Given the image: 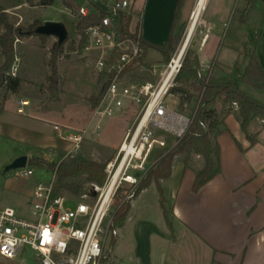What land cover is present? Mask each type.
<instances>
[{"label": "rangeland", "instance_id": "rangeland-1", "mask_svg": "<svg viewBox=\"0 0 264 264\" xmlns=\"http://www.w3.org/2000/svg\"><path fill=\"white\" fill-rule=\"evenodd\" d=\"M126 1L129 3L128 10L132 14L130 28L133 29L134 23L138 21V17L142 13L146 0ZM37 2L38 0H34V5ZM73 2L77 7L82 8L90 4H97L99 6L111 5L116 0H73ZM195 2L196 0H191L190 8L184 12L183 21L177 26L178 29H181V35L174 52L169 55L168 59H165L159 53L152 50L149 51L144 60L146 70L133 73L132 79L134 82H156L157 78L150 72L151 66L155 65L158 67L156 72H159V67L167 64L178 52L188 29L191 30V34L183 53L184 55L182 54L183 57L180 61V66L186 54L193 52L199 57L201 67L198 73L203 71L206 74L208 67L213 65V68H215L213 80H217L218 77L223 76L225 80L239 81L240 74L243 73L247 66L248 56L253 52L251 42L245 41L244 46L238 47L237 45L233 49L229 48L228 37L233 31L234 25V20L230 16L225 19L224 27L221 26L218 29H211L206 24L204 25L202 19L205 21L210 20L215 12L219 10L218 7L221 5L222 0H207L206 7H204L203 14L200 18V23L198 19L190 24V16ZM238 2L239 0L232 1L230 15L236 12V8L239 6ZM34 5L30 6L26 3V0H0V9L11 8L7 11V17L9 22L15 27L26 30L35 24L38 25L41 23L40 25H42L46 22H55L65 27L68 36L63 43V47L56 50L55 53H52V51L57 42L52 37L40 39L36 36H31L16 41L14 47L17 56L15 63L18 61L16 76L21 80L18 95L22 98L29 99L33 107L38 111H44V113L50 112L54 117L45 116L46 119L70 124L78 127L77 129L82 128L88 123V119L94 109V102L102 90V84L99 83L100 75L94 69L93 55H88L84 49H80V37L75 33L76 15L63 7L59 0H54L51 6L45 8ZM1 33L2 29L0 27ZM204 35H207L209 40L205 46L204 44L201 46L200 44L202 43ZM246 35L248 39L253 38V30L246 31ZM1 63L2 59L0 57V65ZM52 68H54L56 73L55 79H51ZM227 70L229 71L228 75L225 72ZM102 82L105 83L106 79ZM240 89L246 97L256 102L264 100V92L253 90L242 84H240ZM174 97L168 98V105L182 116L191 118L194 103L180 105L179 99ZM138 112L139 108L136 106H131L123 110L116 109L111 118L102 122L98 135L94 138L84 140L76 156L104 165L105 169L107 164L115 159L119 145L126 132L133 126ZM40 125L44 133L51 135V139L55 143H53V146L33 151L28 144L14 143L0 138V209L5 207L13 208L23 218L28 217L31 201L23 199L20 196L22 190H25L32 181L49 182L53 178V174L46 168L30 167L33 170L32 177L21 179L15 177V174L19 173L20 170L4 173V169L20 157L28 158V162L33 158H40L48 164L57 163L59 157H65V152L71 147L67 142H60L58 144L54 138L51 126ZM154 139L155 144L153 150L145 162L146 168L151 163H153L152 166L156 164L159 158L176 143L173 136L161 131H155ZM159 141L165 143L163 148H160L156 143ZM61 150L65 152H61ZM154 187V190L151 189L141 196L138 200V207H134L129 214L127 213L123 226L117 228L118 237L112 247L113 263L204 264L205 255H193V248L188 245L187 239L182 238L181 235H178V239L174 243L166 242L160 236V234L168 231L163 224L164 222L160 224V219H162L164 211L169 216L170 210L164 202L165 200L162 195L163 188H161L159 183L158 185L154 184ZM92 188V184H85L84 194L78 197H73L67 193L63 194L78 201ZM127 192L128 185H122L111 204V213H113L121 201H124ZM156 197L159 207L156 206ZM161 201H163L164 210L161 209ZM67 205L73 207L74 203L68 202ZM165 225L168 227L166 220ZM0 264L37 263L34 260V253L26 250L23 252V255L16 257L14 260L0 259Z\"/></svg>", "mask_w": 264, "mask_h": 264}, {"label": "built area", "instance_id": "built-area-1", "mask_svg": "<svg viewBox=\"0 0 264 264\" xmlns=\"http://www.w3.org/2000/svg\"><path fill=\"white\" fill-rule=\"evenodd\" d=\"M94 5L97 4L79 8L78 16L94 13ZM99 7L106 10V15L98 25L87 29L84 51L93 55L95 71L109 75L110 80L85 127L53 125V132L71 145L65 157L74 158L84 140L98 135L102 122L111 118L116 109L136 106L139 112L119 145L115 159L104 169L105 181L101 186L93 185L81 200L58 191L53 175L49 182L34 184L27 218L19 216L13 208L0 209V259L14 260L29 250L34 253L37 264H114L112 247L118 230L110 207L117 191L122 185H128L124 203H130L137 196L140 183L152 166L146 168L145 162L155 144V131L177 140L191 124V118L177 113L167 102L169 97H174L171 90L180 69V63H173L177 53L159 67V72H156L158 67L151 66L156 82H134L133 73L146 70L145 62L139 61L142 50L137 39L122 37L115 30L121 16H132L129 3L116 0ZM136 22L140 24V20ZM130 33H133L131 28ZM204 43L202 40L200 45ZM17 70L18 61L9 75L15 77ZM201 72L198 78L207 81L210 70L207 69L206 74ZM156 143L160 148L165 146L163 141ZM32 175V168L26 165L15 177L28 179ZM68 202L74 206L69 207Z\"/></svg>", "mask_w": 264, "mask_h": 264}, {"label": "crops", "instance_id": "crops-1", "mask_svg": "<svg viewBox=\"0 0 264 264\" xmlns=\"http://www.w3.org/2000/svg\"><path fill=\"white\" fill-rule=\"evenodd\" d=\"M177 1L146 0L138 17L141 36L146 43L156 46L166 43ZM232 1L222 0L214 16L208 21L203 19L202 21L209 28L218 29L225 26V19L232 17L234 25L228 37L229 48L244 46L245 41L251 42L253 52L264 69V0H239L236 12L230 15ZM190 2L191 0H183L179 24L183 21L185 10L190 8ZM9 9L11 8H1L0 11L8 14ZM251 29L254 37L248 39L246 31ZM202 40L205 46L209 37L204 35ZM208 70L213 79L215 68L211 65ZM225 72L226 75L229 74L228 70ZM221 80L225 78L218 77L214 81ZM259 103H264V100ZM214 106L220 114L228 108L220 100ZM45 116L54 118L50 112L38 111L29 99L20 97L18 93L8 94L0 114V138L14 143L28 144L31 150L35 151L49 148L54 143L51 135L42 131L40 124L78 128L46 119ZM223 123L226 131L216 139L219 147L220 171L214 179L197 193L191 192L194 178L203 167L202 158L193 155L187 167H184L183 157L176 156L170 178L159 181L163 188L164 202L170 210L168 227L161 214L160 224L164 222L168 231L160 236L166 242L174 243L178 235H181L193 248V255H205L204 264H264V123L254 120L248 126V134L255 136L257 140L254 146H250L246 140L233 113L223 116ZM53 135L58 144L64 142L58 139L54 132ZM57 150L60 151L58 148ZM61 152L65 151L61 150ZM35 183L36 181H32L25 190H22L20 196L23 199L31 201ZM154 188L152 183L142 190L131 201L127 213L138 207V200L145 192ZM156 201V206L159 207L157 197Z\"/></svg>", "mask_w": 264, "mask_h": 264}, {"label": "trees", "instance_id": "trees-1", "mask_svg": "<svg viewBox=\"0 0 264 264\" xmlns=\"http://www.w3.org/2000/svg\"><path fill=\"white\" fill-rule=\"evenodd\" d=\"M33 1L26 0V3L33 6ZM53 1L38 0L34 6L45 8L51 6ZM59 1L63 7L76 15L75 33L80 37V49H84L87 29L98 25L106 15V10L94 5V13L86 17H80L77 14L80 7H77L73 0ZM182 3L183 0L177 1L168 39L162 46L146 43L142 39L140 24L138 22L134 24L133 33L131 34L132 16L120 17L115 30L122 37L128 36L138 40L142 50L140 62L145 60L147 53L151 50L159 53L165 59H168L169 55L174 52L181 35V29H178L177 26L179 24ZM38 25L35 24L26 30H22L11 24L7 14L4 11H0V27L2 29V33L0 34V57L2 59L0 65V114L3 111L7 95L16 94L20 90V78L9 75L16 59L14 50L15 43L22 38L31 36H36L40 39L47 38L34 34V29ZM62 47L63 44L60 46L55 44L52 53H55L56 50ZM199 69L198 56L193 52H188L180 66L171 94L179 99L180 105L194 103L191 124L185 134L176 140V143L171 149L159 158L156 164L150 167L140 183L139 192L152 183L158 185L159 181L169 179L176 156L183 157L184 167H187L191 156L196 155L202 158L203 167L194 178L191 187L192 193H197L203 186L214 179L220 171L219 147L216 139L226 131L223 123V116L225 115L233 113L250 146H254L257 143L255 136L249 135L247 129L249 124L254 120H260L264 123V103H259L246 97L240 90V84H242L253 90L264 92V69L260 66L255 53L252 52L248 56L247 66L243 73L240 74L239 81H214L211 75L207 81L205 79H198L197 73ZM55 74V70L52 68L51 79H55ZM104 79H106L105 83L102 82ZM109 80V75H100L99 83L102 84V90L94 102V107L99 103ZM218 100L222 101L228 107L222 114L218 113L214 106ZM233 104H235V107ZM202 125H204V128ZM237 147L241 150L238 145ZM27 164L29 167L46 168L55 175L56 189L73 197L84 194L85 184L101 186L105 178L104 165L88 161L78 156L74 158L60 156L58 162L53 164H48L42 159H31L29 162L27 160ZM121 202L113 211L114 225L117 228L123 226L129 208V203ZM160 206L164 210L163 201L160 202ZM163 216L166 224L169 226L168 215L165 211Z\"/></svg>", "mask_w": 264, "mask_h": 264}, {"label": "water", "instance_id": "water-1", "mask_svg": "<svg viewBox=\"0 0 264 264\" xmlns=\"http://www.w3.org/2000/svg\"><path fill=\"white\" fill-rule=\"evenodd\" d=\"M34 34L43 37H52L56 39L57 45H62L67 38V31L60 23L46 22L34 29ZM27 165V158L20 157L13 161L4 169V173L24 169Z\"/></svg>", "mask_w": 264, "mask_h": 264}, {"label": "bare ground", "instance_id": "bare-ground-1", "mask_svg": "<svg viewBox=\"0 0 264 264\" xmlns=\"http://www.w3.org/2000/svg\"><path fill=\"white\" fill-rule=\"evenodd\" d=\"M207 3V0H196L195 2V6H194V9L191 13V16H190V21L189 23L191 24L194 20H198L199 19V23H200V18H201V15L203 14V11H204V7ZM189 24V25H190ZM190 34H191V30L188 29L187 30V33L185 35V38H184V41L182 43V45L180 46V48L178 49V52L174 58V64L175 65H178L183 57V53L186 49V46H187V42H188V39L190 37ZM183 54V55H182Z\"/></svg>", "mask_w": 264, "mask_h": 264}]
</instances>
